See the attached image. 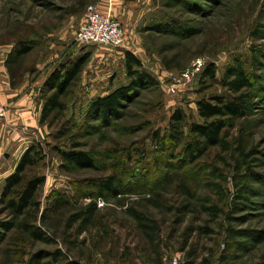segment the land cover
Returning a JSON list of instances; mask_svg holds the SVG:
<instances>
[{"label":"rangeland","instance_id":"obj_1","mask_svg":"<svg viewBox=\"0 0 264 264\" xmlns=\"http://www.w3.org/2000/svg\"><path fill=\"white\" fill-rule=\"evenodd\" d=\"M101 1L0 0V61L11 70V84L27 81L41 105L42 86L59 63L90 54L63 114L30 130L31 142L40 141L46 152L31 168L46 177L38 214L55 192L77 200L47 213L46 241L28 238L24 245L18 228L2 229L0 264H172L174 257L178 264H264V0L108 3V8L117 4L126 18L124 47L118 49L131 51L154 79L109 122L86 113L95 97L129 83L126 54L76 38L86 7ZM129 11L133 16L127 20ZM20 41L33 49L8 58ZM197 57L215 65V78L200 75L173 91L171 80ZM236 61L258 76L252 112L224 130L221 145L188 163L182 155L188 138L179 144L163 138L170 116L181 107L202 123L197 102L232 95L223 78ZM62 127L66 134L54 139ZM55 145L88 151L97 167L64 168ZM9 156L3 154L0 166ZM108 175L119 178L122 192L103 198L90 223L70 224L71 215L98 197L92 180ZM4 176L2 168L0 196ZM0 218L9 217L0 210Z\"/></svg>","mask_w":264,"mask_h":264},{"label":"trees","instance_id":"obj_2","mask_svg":"<svg viewBox=\"0 0 264 264\" xmlns=\"http://www.w3.org/2000/svg\"><path fill=\"white\" fill-rule=\"evenodd\" d=\"M32 49L31 43L20 41L9 53L8 58L23 56ZM125 54L129 83L114 89L105 96L95 97L87 110V118H97L103 122H109V118L112 117L117 118L125 103L139 96L142 86L154 82L153 77L143 69L142 61L137 56L131 51H126ZM8 58L6 60L7 67ZM89 58L90 54L86 53L76 59L61 62L48 75L41 89L43 94L41 125L58 120L66 110V97L81 76ZM8 69L11 73L9 67ZM224 74L223 84L232 95H214L211 98L200 99L197 102V107L198 114L203 119L202 123L190 120L181 107L176 108L170 116L169 127L163 138L165 142L172 144H179L184 138H188L182 153L188 163H194L212 146L221 145L224 142V130L233 126L235 120L246 117L252 112L254 94L251 90H254L257 85L258 76L247 71L241 61H236L228 66ZM215 76L216 67L214 64H208L201 73V79H214ZM187 126L188 132L185 135L184 129ZM63 129L64 127L54 134V139H59L66 134ZM52 150L59 154L64 168L68 166L79 169L97 167L94 156L88 151L66 149L58 145L52 146ZM45 157L46 152L41 142L32 144L23 153L15 171L6 178L0 196L1 214L9 217L8 219L0 218V233L1 235L4 233L2 229L8 233L14 228H18V231L21 232V237L18 239L24 245L29 239L48 240L49 236H47L45 228V226L48 227L47 213L56 214L58 211H63L77 200L75 195L67 197L55 192L50 206L45 208L40 215L38 214L40 208L38 194L46 177L34 169L31 171V168L38 167ZM119 181L115 175L93 179L91 183L93 187L97 188V195L85 191L79 193L82 196L96 195L98 197H94L95 201L87 204L81 213L71 215L70 224L78 219L90 223L97 212L99 198L116 196L122 192L120 187L122 184ZM37 221H40V224Z\"/></svg>","mask_w":264,"mask_h":264},{"label":"crops","instance_id":"obj_3","mask_svg":"<svg viewBox=\"0 0 264 264\" xmlns=\"http://www.w3.org/2000/svg\"><path fill=\"white\" fill-rule=\"evenodd\" d=\"M105 2L102 0L97 8L103 13L110 12L108 14L118 19L125 31L124 13H120L117 4L114 8H108L112 5V0ZM108 3L109 6H107ZM125 15L128 20L129 16H133V13L129 11L125 12ZM134 20L138 21V19ZM118 48L108 47V49L118 50V53L124 56L125 52ZM2 63L3 61H0V105L6 106L7 110L6 116L0 119V159H3V154H10L0 166V169L3 168L5 172V185L6 178L15 171L23 153L33 144L30 139V130L39 126L42 105L36 101L38 91L35 92V89L29 86L27 81L24 80L18 85L11 84L9 72Z\"/></svg>","mask_w":264,"mask_h":264},{"label":"built area","instance_id":"obj_4","mask_svg":"<svg viewBox=\"0 0 264 264\" xmlns=\"http://www.w3.org/2000/svg\"><path fill=\"white\" fill-rule=\"evenodd\" d=\"M80 43L97 44L108 47H123L125 43V31L121 22L108 13L101 12L96 5H88L85 9L83 20L80 23L77 35ZM208 65L205 57H197L178 76L171 80L172 90L175 87L192 84L195 78H199L204 68ZM6 106L0 105V118L6 116ZM104 200H97L98 206L104 205ZM178 257L172 259V264H178Z\"/></svg>","mask_w":264,"mask_h":264}]
</instances>
